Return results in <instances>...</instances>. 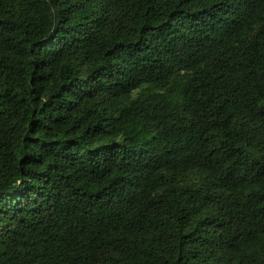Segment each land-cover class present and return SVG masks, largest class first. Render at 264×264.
Returning <instances> with one entry per match:
<instances>
[{"label":"trees","instance_id":"obj_1","mask_svg":"<svg viewBox=\"0 0 264 264\" xmlns=\"http://www.w3.org/2000/svg\"><path fill=\"white\" fill-rule=\"evenodd\" d=\"M0 264H264V0H0Z\"/></svg>","mask_w":264,"mask_h":264}]
</instances>
